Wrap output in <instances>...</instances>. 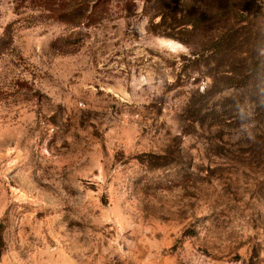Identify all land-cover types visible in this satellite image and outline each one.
<instances>
[{"label": "rangeland", "instance_id": "1", "mask_svg": "<svg viewBox=\"0 0 264 264\" xmlns=\"http://www.w3.org/2000/svg\"><path fill=\"white\" fill-rule=\"evenodd\" d=\"M206 1L0 0V264H264V107Z\"/></svg>", "mask_w": 264, "mask_h": 264}, {"label": "trees", "instance_id": "2", "mask_svg": "<svg viewBox=\"0 0 264 264\" xmlns=\"http://www.w3.org/2000/svg\"><path fill=\"white\" fill-rule=\"evenodd\" d=\"M232 1V0H231ZM230 2V1H229ZM226 3L224 0H208L204 2L193 13H203L205 20L209 23L205 30L207 41L205 43L206 53H209L210 59L219 67L211 69V77L215 86L220 84L226 88L236 87L240 89L243 99L250 101V104L261 105L264 107V43L260 42L261 34L264 30H257L255 24L244 25V15L250 12V8L244 6V3H250L251 0H242V2ZM187 8L181 12L184 14L194 9L193 3L185 4ZM236 11V19L239 21L235 25L225 28L229 23L226 15ZM192 14V13H190ZM189 14V15H190ZM230 15H232L230 13ZM187 16V15H184ZM235 16V14H234ZM196 20V19H195ZM231 21V19H230ZM194 24V23H193ZM3 43L0 39V53ZM238 56L236 70L228 66L225 72H222L223 58L226 56ZM261 96V100L253 99L255 95ZM255 108V107H254ZM248 109V108H246Z\"/></svg>", "mask_w": 264, "mask_h": 264}, {"label": "clouds", "instance_id": "3", "mask_svg": "<svg viewBox=\"0 0 264 264\" xmlns=\"http://www.w3.org/2000/svg\"><path fill=\"white\" fill-rule=\"evenodd\" d=\"M177 45L178 48H183V45L179 44V42L173 41Z\"/></svg>", "mask_w": 264, "mask_h": 264}]
</instances>
